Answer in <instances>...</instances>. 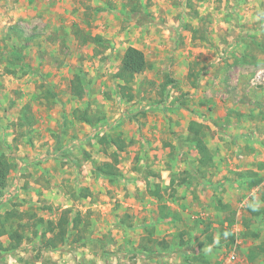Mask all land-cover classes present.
<instances>
[{"label": "rangeland", "instance_id": "rangeland-1", "mask_svg": "<svg viewBox=\"0 0 264 264\" xmlns=\"http://www.w3.org/2000/svg\"><path fill=\"white\" fill-rule=\"evenodd\" d=\"M130 45L149 66L123 94L114 73ZM0 51L24 65L0 61V153L12 164L0 215L14 207L26 226L13 253L0 237V264H264V83L253 84L264 0H0ZM79 70L82 98L69 87ZM191 120L206 125L214 154L203 170L185 137ZM114 131L127 145L111 181L96 167L116 150L98 137ZM251 170L253 186L240 175ZM66 208L81 213L87 244L70 235L43 247L44 225L31 223ZM123 223L151 254L124 251L135 243Z\"/></svg>", "mask_w": 264, "mask_h": 264}, {"label": "trees", "instance_id": "trees-1", "mask_svg": "<svg viewBox=\"0 0 264 264\" xmlns=\"http://www.w3.org/2000/svg\"><path fill=\"white\" fill-rule=\"evenodd\" d=\"M95 39L99 41L100 36H96ZM13 56V57H12ZM12 57V58H10ZM3 58H6V63L14 64L17 66L19 64V68L23 69V56L19 52H11L9 56L5 53H1L0 51V61H3ZM9 58V59H8ZM8 59V60H7ZM13 66V67H14ZM149 66L148 60L145 52L135 46H128L121 59V64L118 70L114 73V77L118 78L121 81V90L119 93H126L131 91V85L138 73H142ZM87 85L88 81L85 75L81 70L77 71L73 74L70 79V94L77 97L82 98L87 93ZM129 90V91H128ZM128 91V92H126ZM53 98L55 95L52 93V90L48 88L46 93L43 94L45 98H49V96ZM132 97V96H130ZM129 98V97H128ZM130 99V98H129ZM131 100V99H130ZM74 117L79 120H83L90 124H95L100 118H94L90 113L86 110H78L75 109ZM189 133L185 136L186 140L192 142L199 153L198 163L199 169L203 170L204 168H208L212 166L213 160V152L208 146L205 135H206V125L203 122H199L197 120H191L188 124ZM99 142L107 143L109 145L115 146L116 150L111 154V159L105 162L99 163L96 167L97 170L102 173L104 176L109 178L111 181L120 179L121 174L118 167L119 164V152L123 151L126 148L127 143L121 137L119 131L109 132L98 137ZM12 168V164L5 153H0V189H4L8 183V175ZM240 175L244 178L248 176L250 179V185L253 186L260 182V177L255 171L250 172H242ZM175 177H171V184L175 185ZM147 190L148 192L157 197L162 198L163 194L161 191V186L159 184H154L152 187L150 184V180L147 179ZM154 188V189H153ZM91 195L90 190L87 187L81 188V194L79 197L87 198ZM249 210L256 214L261 213L259 210L250 207ZM73 212L72 208H66L59 215L56 220H44L39 217L34 220L31 224L36 226L44 225V229L41 231L40 242L41 245L47 249H57L61 244L65 243L69 236H73L74 242H81V245L87 244V239L90 237L88 233L84 230L85 225L83 224L82 216L80 212H76L73 218L70 217ZM23 212L17 210L16 208H11L6 210L3 214L0 215V237L7 234L9 237V243L3 249L4 251L14 252L18 247L21 246L24 239V229L25 224H23ZM48 233H51L50 236H47ZM212 239V238H211ZM100 242V240H97ZM100 244L104 245V242ZM167 246V243H164ZM1 248V246H0ZM264 249V248H263ZM1 255V254H0ZM255 256H250V259L254 261ZM204 264H211L207 261Z\"/></svg>", "mask_w": 264, "mask_h": 264}, {"label": "crops", "instance_id": "crops-1", "mask_svg": "<svg viewBox=\"0 0 264 264\" xmlns=\"http://www.w3.org/2000/svg\"><path fill=\"white\" fill-rule=\"evenodd\" d=\"M123 224L124 225H123L122 228L125 229V231H124L125 238H127V239L128 238H131V240L132 241L134 240V243H135V247L130 246V245H127V248L124 249V251H126V252L133 251L132 254L135 253L136 255H139L140 253L141 254L142 253H144V254H147V253L151 254L149 250H146L144 244H141V241H140V238L141 237L139 235L131 234V233H134V231L130 227H128L125 223H123ZM134 225H136V223ZM120 235L121 236L123 235V230L120 232ZM123 238H124L123 236L120 238V242H122V243H123V240H124ZM125 244H126V240H125ZM156 254H159L160 255V254H163V253L157 252Z\"/></svg>", "mask_w": 264, "mask_h": 264}, {"label": "built area", "instance_id": "built-area-1", "mask_svg": "<svg viewBox=\"0 0 264 264\" xmlns=\"http://www.w3.org/2000/svg\"><path fill=\"white\" fill-rule=\"evenodd\" d=\"M264 83V69L258 71L253 79V84L259 85Z\"/></svg>", "mask_w": 264, "mask_h": 264}]
</instances>
